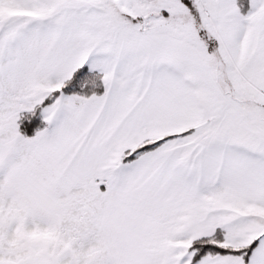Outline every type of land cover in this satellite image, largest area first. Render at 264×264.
<instances>
[{"label": "snow or ice", "instance_id": "1", "mask_svg": "<svg viewBox=\"0 0 264 264\" xmlns=\"http://www.w3.org/2000/svg\"><path fill=\"white\" fill-rule=\"evenodd\" d=\"M0 264H264V0H0Z\"/></svg>", "mask_w": 264, "mask_h": 264}]
</instances>
